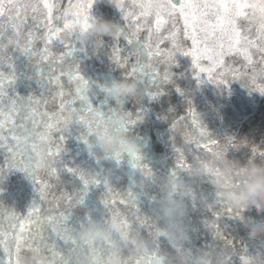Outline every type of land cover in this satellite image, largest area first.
<instances>
[{
	"label": "snow or ice",
	"instance_id": "snow-or-ice-1",
	"mask_svg": "<svg viewBox=\"0 0 264 264\" xmlns=\"http://www.w3.org/2000/svg\"><path fill=\"white\" fill-rule=\"evenodd\" d=\"M96 0H68L67 7H64L61 0H0V20L4 24L0 25V57L2 60H11L7 56L10 46L19 48L23 53H30L33 57H38L37 63L43 61L48 62L49 72L47 77V88L49 92L53 90L49 88V84L55 83L56 95H53L52 101L55 103L59 99L57 110L48 115L47 119L41 125L36 120L38 112L37 106L41 103L47 105L48 100L35 99L34 97H20L19 95L8 96L7 100L5 92V83L12 86L16 79V75L11 71L6 75L4 71H0V146H4L8 137L4 135L7 125L11 123L13 135L11 139L15 141V150L9 148L11 159L8 160L10 169L19 168L36 184H39V199H46V191L50 187L47 183H43L36 179L35 173L44 169L51 177L60 180L59 172L66 170L74 177H78L82 184V188L66 191L58 198L59 201L66 203L69 208L76 203H82L84 196L90 187H98L104 184L106 192L102 198V202L113 218H119V224L124 231L145 230L151 232L154 229V223L147 214L141 215L142 193L130 187L127 197L135 208V212L131 216L122 215L119 211L114 210L113 206L116 200L110 199L114 193V189L110 187L107 181H101L97 176L88 175L79 166L68 167L61 157L64 149L56 142L53 133H59L58 141L63 142L66 139L65 133L71 129L72 124L65 119V113L68 111L81 112L78 122L79 135L76 138L88 145L89 154L92 155V144L89 141L86 129L92 127L83 107L90 101V82L81 74V60L79 53L87 52L81 49L75 43L73 36L77 30L87 28L92 18L91 9ZM264 3V0H118V7L124 21V29L122 33L113 41L110 46L111 53L109 59L119 68L124 69L126 75L124 78L136 79L140 83L147 82L148 87L145 89L150 98L155 99L161 95L158 86L160 83L171 81L172 74L169 71L171 65L176 64V53H181L185 57L191 58V66L195 72V79L198 83H204L203 75L207 74V81L222 85L227 82V76L232 75L237 78L243 74L244 79H251L254 89L264 94V23H256L254 14L255 5ZM259 11L264 12V8ZM32 13V25L26 31L21 30L20 20L21 14L24 15V23L28 21L27 13ZM182 21V27H178ZM10 23V34L9 32ZM146 33V35H142ZM7 34V36H6ZM6 37V40H5ZM121 38L126 42L125 47H120ZM191 41L190 48L185 49L182 41ZM6 41V43H5ZM38 41L43 42V48L36 51ZM169 46H164L166 45ZM59 45L63 51L57 55L52 51V47ZM164 46V47H162ZM259 55V61L254 57ZM134 62L129 63L132 58ZM227 57H239L242 61L241 68H235L226 61ZM207 62V66L204 63ZM55 63L60 69L59 76L56 75L52 65ZM65 65L67 67L65 68ZM4 63L0 62V67ZM8 68H12L9 63ZM157 66H162V71ZM130 68V71H129ZM247 68L252 75L244 72ZM67 78L69 89L65 91V85L61 83V78ZM260 80L257 83V80ZM94 83V82H93ZM155 86V91L152 87ZM177 91L183 95L180 88ZM79 107L77 106V102ZM106 103V101H104ZM191 104V102H189ZM7 105V107H3ZM191 114V122L186 123L183 127L186 130L193 128L200 129L206 139L193 148L187 135L183 139V147H177L176 143H172L171 147L176 153V163L172 168L171 174L176 175L182 171L190 159L198 158L200 152L212 154L217 145L221 141L211 138L206 126L202 125L198 114L192 108H189ZM146 114V110L132 112L128 126L123 131H131L137 125L138 121ZM15 117L20 122L16 124ZM180 121H185L186 117H179ZM178 121L171 124L172 131L175 132ZM42 135L40 140L47 144V155L51 158L42 167L37 165L35 168L31 166V141L32 129H41ZM139 140L140 138L137 137ZM175 141L176 137H170ZM224 145L227 148L238 147L231 136L224 138ZM257 149L253 148L252 152L256 153ZM264 155V151L259 152ZM22 157L18 162L16 156ZM129 163L133 167L145 169L147 165L142 163L139 154H129ZM150 174V170H149ZM3 175V169H0V176ZM135 190V191H134ZM194 201L196 197H193ZM120 203H125L123 199ZM57 208L60 204L57 203ZM225 213L230 219H240L242 210H235L230 207H223ZM41 208L37 206L33 200L28 209L27 217H16L14 213L8 215L9 228H19L15 234L7 231L3 225H0V247L3 248L7 260H2V264H16L17 256L20 252L27 249L42 250L50 255L55 264H68V256L72 251V246L76 243L73 237V228L68 227L70 214L60 212L58 217L48 215L46 221L52 224V232L56 233L63 242V246L56 241L46 239L42 232V226L45 219L41 218ZM214 216L219 217V213L213 212ZM18 221L13 224L12 221ZM26 226H31L35 231H30ZM215 235L235 248L233 240H229L221 231L219 225H213ZM239 264H247L248 251L245 248L237 254ZM127 264V262H126ZM133 264H139L138 261Z\"/></svg>",
	"mask_w": 264,
	"mask_h": 264
},
{
	"label": "water",
	"instance_id": "water-1",
	"mask_svg": "<svg viewBox=\"0 0 264 264\" xmlns=\"http://www.w3.org/2000/svg\"><path fill=\"white\" fill-rule=\"evenodd\" d=\"M61 2L64 7H67L68 0H61ZM73 3H75V0H73ZM91 13L93 16L112 20L124 26L120 11L107 4L95 2ZM27 15V23L23 22V14H21L20 20L17 21L20 23L22 31H26L32 25V13L28 12ZM2 24H4V21L0 20V25ZM178 27H182V21L179 22ZM10 31L9 23L8 34H10ZM142 35H146V33H142ZM103 39L105 41L104 51L100 54H78L81 60V74L89 80L90 84L93 85V90L96 91V97L93 102H98L103 98L98 89H95L94 81H107L111 78H123L126 75L124 69L117 67L109 59V54L111 53L110 46L114 40L106 36ZM182 42L185 49L190 48V40ZM125 44L126 42L121 38L120 47L124 48ZM164 46L170 47V45H167V42ZM42 48L43 42L38 41L35 50L39 51ZM63 50L59 45L52 47V51L57 55ZM7 56L11 60L4 61L0 57V62L4 63V66L0 67V71H4L6 75H9L12 71L15 73L16 79L11 87L8 86L7 80L4 81L5 92L7 94L5 99L7 100L8 96L13 95L25 98L31 96L35 99H41L43 96V99L48 100V104L41 103L38 105L36 115V120L42 125L43 121L47 119V116L42 114L48 113V115H52L57 110L59 103L58 98L55 103L52 101L53 95H56L58 91L55 83L49 84V88L53 90L52 92L46 89L48 81L45 75L49 72L48 62L43 61L38 64V57H33L30 53H23L19 48L14 46L8 48ZM134 59L133 57L129 63L134 62ZM254 59L259 61V55L257 54ZM226 61L235 68L242 67V61L239 57H227ZM9 63H12V68H8L7 65ZM202 63L207 66V62ZM52 67L56 75L59 76L61 69L55 63H53ZM66 67L67 65H65ZM157 67L162 71V66ZM169 71L172 74L171 81L160 83L158 86L162 93L161 95L155 99L150 98L145 91L148 87L147 82L141 83L140 94L135 99L128 100L124 105L126 110L133 114L140 110H146L144 120L138 122L131 130L133 136L140 138L146 162L155 168H159L162 172H167L169 168L174 167L177 154L173 152L171 145L172 143H176L177 147L184 146L183 133L186 129L183 126L186 123H190L192 119L189 108L196 111L202 125L208 129L211 138H215L222 143H224L225 137L231 136L234 138V142L238 147L230 148L228 153L230 158L245 163L249 158L259 156L260 151H264V94L254 89L250 78L244 79L243 74L234 78L230 74L227 76L225 84L217 85L216 83L207 81V74H202L205 82L198 83L194 78L195 72H193L191 66V58L185 57L181 53H176V64L171 65ZM244 72L248 77L252 75L247 68L244 69ZM259 82L258 78L257 83ZM61 83L65 85V91L69 87L74 88V85L69 86L67 84L66 77L61 78ZM177 88H180L184 94L181 95L177 91ZM152 90H156L155 86L152 87ZM79 103L78 101L77 106H79ZM3 107H7V105ZM179 117H186V120L180 121ZM13 119L16 124H19L20 121L18 119L15 117ZM173 121H178L175 132L171 128ZM12 128L13 125L9 123L4 132V135L8 139L4 146H0V169H3V175L0 176V225H3L10 233L15 234L19 231V228H9L8 215L14 213L16 217H27L28 209L33 200H35L37 206L42 210L41 218L45 219V223L41 229L44 237L50 241H56L63 246V242L56 233L51 231L53 225L46 221V217L48 215L58 217L60 212L69 213V206L63 201H59L58 198L66 191L78 190L83 186L78 177H74L66 170L59 172L60 180H56L55 177L48 175L44 169L38 170L35 173L36 179L50 186L46 191V199L41 201L39 199L40 185L34 183L25 173L20 172L19 168L10 169L8 160L11 159V154L8 149L13 148L15 150L16 147L15 141L11 139L13 135ZM38 130H42V128ZM65 135V141L59 142V133H53L56 142L64 149L61 157L57 159L63 160L66 166H79L87 172L99 171L101 165L104 167L108 166L104 161L97 163L96 158L89 154L85 144L76 138L79 135V126L73 124ZM173 135L176 137L175 141L170 139ZM253 148L257 149L256 153L252 152ZM20 159L22 157L17 155L16 161L18 162ZM122 173L123 169H121L120 174ZM111 183L114 186V193L109 198L116 200L113 206L114 210L119 211L122 215L131 216L135 212V208L127 197L128 189L132 187L131 181L126 176L122 180L117 181L115 176H113ZM104 191L103 183L98 187L92 188L89 191L87 202H98V197L104 196ZM147 191L150 194L155 193L156 188L153 186L147 189ZM211 192L212 190L209 185H201L200 193L211 195ZM121 199L125 203H120ZM140 201V214L142 216L148 215L149 204L146 197H141ZM57 203L60 204L59 208L56 206ZM213 212L219 213V217L214 216ZM190 216L191 234L193 237L192 243L189 245L190 247H201L205 243L213 242L210 233L201 227V218L205 217L209 221L214 220L216 225H219L220 231L229 240H233L238 253L242 252L245 248L248 253H254L258 250L264 251V242L250 239L239 219H230L229 215L225 213L223 206H217L212 209L198 207L196 211L190 213ZM245 216L249 220H259L264 218V213H257L253 210L245 213ZM12 223L18 224V221L14 220ZM72 223L73 220L70 217L68 227H71ZM26 227L30 231H35L31 226ZM214 242L218 245L224 243L220 239H216ZM161 244L163 247H167V242L163 238H161ZM63 247L66 248L67 246ZM2 260L6 261L7 256H5L3 248L0 247V264H2ZM234 264H239L237 256L234 258Z\"/></svg>",
	"mask_w": 264,
	"mask_h": 264
},
{
	"label": "clouds",
	"instance_id": "clouds-1",
	"mask_svg": "<svg viewBox=\"0 0 264 264\" xmlns=\"http://www.w3.org/2000/svg\"><path fill=\"white\" fill-rule=\"evenodd\" d=\"M96 2L119 10L118 0ZM255 8L254 20L256 23H264V12L259 11L264 8V3H257ZM123 29L120 23L92 16L87 28L77 30L73 39L87 54L98 55L104 51L103 37L115 40ZM94 85L103 98L93 102L96 91L91 84L90 101L83 106L88 119L92 121V127L86 129V132L88 138H91L92 155L97 163L104 161L108 166L101 165L99 171L95 172L84 171L90 176H97L102 182L107 181L112 188L113 176L117 181L128 177L132 187L142 193L141 197H146L148 216L154 223V229L151 232L122 230L119 218L114 219L103 204V196L98 197V202H87L89 191L96 187L92 186L82 203L69 208L73 220L70 228L74 230L76 243L67 258L68 264H133L135 261L139 264H234L237 250L225 242L222 245L214 242L217 239L214 220L202 217L200 221L201 227L210 233L213 242L196 248L189 246L193 240L190 213L198 207L212 209L223 206L242 210L239 221L248 237L264 242V218L249 220L245 216V213L253 210L264 213V155L253 156L241 163L229 157L230 148L221 142L212 154L200 152L198 158L190 159L187 166L176 175L171 174L172 168L162 172L145 161L140 139L133 136L131 131L122 130L132 118L131 112L124 105L140 94L141 83L123 77L94 81ZM80 115L79 110L68 111L65 119L73 125L78 122ZM31 135V166L42 167L50 161L47 144L40 140L42 130L32 129ZM183 135H187L193 148L206 139L198 128L185 130ZM85 146L88 149V145ZM130 153L139 154L147 168L131 166ZM202 184L211 187V195L200 193ZM153 186L156 192L150 194L147 189ZM104 189L105 193V186ZM161 238L167 242V247L162 246ZM16 264L55 262L42 250L27 249L18 254ZM247 264H264V251L248 253Z\"/></svg>",
	"mask_w": 264,
	"mask_h": 264
}]
</instances>
